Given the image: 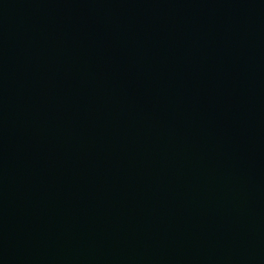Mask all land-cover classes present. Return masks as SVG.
Listing matches in <instances>:
<instances>
[{"label": "water", "instance_id": "1", "mask_svg": "<svg viewBox=\"0 0 264 264\" xmlns=\"http://www.w3.org/2000/svg\"><path fill=\"white\" fill-rule=\"evenodd\" d=\"M0 264H264V0H0Z\"/></svg>", "mask_w": 264, "mask_h": 264}]
</instances>
